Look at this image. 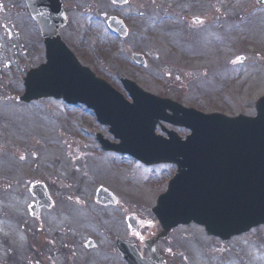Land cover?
Listing matches in <instances>:
<instances>
[{"label": "rangeland", "instance_id": "obj_1", "mask_svg": "<svg viewBox=\"0 0 264 264\" xmlns=\"http://www.w3.org/2000/svg\"><path fill=\"white\" fill-rule=\"evenodd\" d=\"M67 5L71 12L73 9L75 23L69 28L66 39L83 45L87 53L83 61L92 64L99 75L121 93L120 79L130 78L151 93L180 101L186 107L191 106L207 114L218 112L230 117L256 115L255 104L264 96V0H130L123 8L114 6L110 0H70ZM156 8L163 14L155 11ZM213 11L220 14V23L228 18L230 28L228 31L225 29V33L231 35V29L234 31L232 50L228 52L234 65L231 80L227 82L218 70L211 69V77H199L195 71L199 67L210 66L206 63L211 61L210 56L221 54L226 47L223 40L211 45L203 37L202 51L205 55L198 59L194 53V43L200 36L193 27V19L205 16L213 19ZM104 13L105 18L101 16ZM76 16L83 18L82 26L77 29L75 25H79V21ZM112 16L126 22L131 33L128 39L123 41L109 32L106 24ZM236 17L239 18L235 20ZM172 28H180L182 36L169 31ZM209 40L213 41L212 38ZM189 41L193 42L192 45ZM107 49L110 50L109 55L102 62L97 53H104ZM139 51L146 52L151 58L150 70L147 72L132 65V55ZM189 53L191 58L186 56ZM111 55L118 61L110 62ZM241 56L245 58L243 62L239 61ZM213 61H216L215 57ZM219 62L213 65H219ZM222 81L225 82L223 86ZM91 114L84 109L68 108L55 102L34 110L26 108L24 124L28 133L39 136L42 145L57 152L67 145L74 152L73 160L84 156L82 163L89 166L92 175L97 178L82 183L83 188L88 186L87 191L80 195L85 206L77 204L81 207H73L69 213L63 207L67 213L65 219L81 222L87 233L105 232L125 237L131 235L126 221L128 215L140 223L156 221L153 209L166 192L169 177L176 171L168 166L149 168L130 158L122 159L114 154L103 153L94 142L97 133L111 142L115 141L107 128L93 124L95 117ZM170 129L167 127V130ZM177 132L181 137L186 134ZM158 133L163 134L160 129ZM76 153L79 154L75 156ZM65 157L58 154L55 159ZM60 169L58 172L63 170ZM65 170L70 171V167L67 166ZM69 182L72 183L71 180ZM74 183L81 185L76 179ZM100 185L113 190L122 201L119 206L121 210L102 209L95 204L92 188ZM69 193L76 200L78 194L74 186L70 187ZM96 217L111 219L102 222L105 230H96ZM154 227L150 229L143 224L141 234L148 236ZM175 231L172 240L168 241L171 247V251L167 252L170 264H197L202 257L217 262L220 253L224 262L239 253L240 259L235 264H253L249 254L254 247L249 237L234 240L232 246H226L210 240L204 230L194 225ZM244 240L245 251L243 244L233 247Z\"/></svg>", "mask_w": 264, "mask_h": 264}, {"label": "water", "instance_id": "obj_2", "mask_svg": "<svg viewBox=\"0 0 264 264\" xmlns=\"http://www.w3.org/2000/svg\"><path fill=\"white\" fill-rule=\"evenodd\" d=\"M32 1L33 15L39 14ZM126 1L113 0L116 4ZM42 5L50 10L46 19L41 14L48 64L31 74L23 101L54 97L69 104H86L120 141L119 145L111 144L98 136L104 151L130 155L147 166L177 165V176L153 209L166 231L164 235L181 224L196 223L210 236L226 239L264 224V98L257 103L255 118H227L186 110L124 80L131 104L106 82L82 69L71 54L67 60L50 57V50L55 48L52 42L60 41L56 37L59 28L53 25L60 7L50 8L45 0ZM109 26L119 36H127V29L117 19H111ZM135 61L145 66L142 58ZM161 121L185 128L191 136L186 141L173 132L168 133V139L157 136ZM110 198L106 190L97 193L99 203L106 204ZM128 224L135 229L133 218ZM121 251L124 255L127 252L125 248Z\"/></svg>", "mask_w": 264, "mask_h": 264}, {"label": "flooded vegetation", "instance_id": "obj_3", "mask_svg": "<svg viewBox=\"0 0 264 264\" xmlns=\"http://www.w3.org/2000/svg\"><path fill=\"white\" fill-rule=\"evenodd\" d=\"M61 1L65 12L72 19L67 0ZM195 20L197 23L193 21L195 23L193 27L199 31L200 36L194 43L196 46L194 53L196 52L198 59L205 55L202 51L205 39L211 45L223 40L226 47L228 46L231 35L225 33V29L228 31L227 20L222 21L223 23H219L218 17L213 19L199 17ZM69 28L70 24L62 29L61 36L68 48L85 66L87 65L83 61L87 55L85 47L66 39L70 33ZM209 38L213 41L211 42ZM189 43L192 45L190 41ZM186 56L191 58V53ZM210 59V62H206L210 66H202L195 70L198 76L211 77V69H214L225 75L227 82L231 76L232 57L223 50L221 54L210 56ZM45 61L46 45L39 25L31 17L25 0H0V264H126L116 248L119 236L105 232L87 233L81 222L65 219L72 209L73 201L55 200L54 205L50 209L43 208L39 216H34L31 212L30 207L35 199L30 194L34 185L45 186L52 195L64 192V189L70 186L67 178H64L63 182L57 173L45 167L47 165L42 161L45 154L42 153L44 148L40 138L36 133L31 135L25 129L26 108L34 110L39 106L57 102L54 99L39 100L30 104L20 102L26 91L28 74L41 67ZM217 62L219 65H213ZM58 102L64 105V101ZM70 108L83 109V106ZM54 165V162L49 163V167ZM64 206L68 209L66 214ZM94 219L98 231L106 229L102 225L103 221H111L105 217ZM177 229L181 227L174 229L163 240L154 237L160 231V227L147 238H121L136 244L139 248L141 246L143 248L145 242L156 241L161 255L168 261L167 264H170L167 252L171 251V247L168 241L172 240V235ZM245 237H249L254 247L249 254V257L253 258V264H264V227L227 242L214 239L226 245L234 239ZM239 244L244 245L245 251V240L233 247ZM143 256L149 258L150 253L144 249ZM219 258L217 262H212L202 257L197 264H235L240 255L236 253L235 257L227 262H224L222 254Z\"/></svg>", "mask_w": 264, "mask_h": 264}]
</instances>
